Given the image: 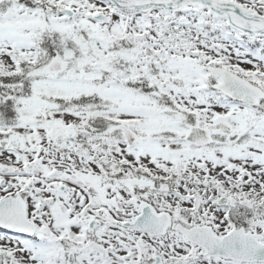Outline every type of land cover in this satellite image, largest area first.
I'll use <instances>...</instances> for the list:
<instances>
[{
  "label": "snow or ice",
  "instance_id": "6c2138e0",
  "mask_svg": "<svg viewBox=\"0 0 264 264\" xmlns=\"http://www.w3.org/2000/svg\"><path fill=\"white\" fill-rule=\"evenodd\" d=\"M0 264H264V0H0Z\"/></svg>",
  "mask_w": 264,
  "mask_h": 264
}]
</instances>
